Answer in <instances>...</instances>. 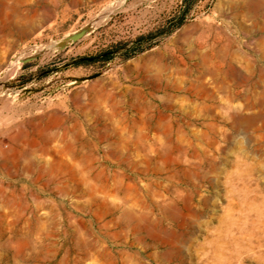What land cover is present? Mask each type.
Wrapping results in <instances>:
<instances>
[{
    "label": "rangeland",
    "instance_id": "374dc122",
    "mask_svg": "<svg viewBox=\"0 0 264 264\" xmlns=\"http://www.w3.org/2000/svg\"><path fill=\"white\" fill-rule=\"evenodd\" d=\"M0 264H264V0H0Z\"/></svg>",
    "mask_w": 264,
    "mask_h": 264
},
{
    "label": "bare ground",
    "instance_id": "6f19581e",
    "mask_svg": "<svg viewBox=\"0 0 264 264\" xmlns=\"http://www.w3.org/2000/svg\"><path fill=\"white\" fill-rule=\"evenodd\" d=\"M25 24H26V23H25ZM17 59H18V57H17ZM20 59L22 60V58H20ZM15 60H16V59H15ZM15 60H14V61H15ZM23 60H24V59H23ZM17 62H18V61H17ZM20 62H22V61H20ZM18 63H19V62H18ZM19 64H20V63H19ZM15 65H16V63H15ZM17 65H18V64H17ZM17 65H16V66H17ZM16 66H14V67L12 66V68L10 69V71H9L8 73H10V72L13 73V70H12V69L16 68ZM7 71H8V70H7ZM12 73H11V74H12ZM149 74H150V73H149ZM151 74L154 75L155 73H151ZM159 75L162 76V74H159ZM159 75L156 74V76H159ZM149 77H151V79H152V76L149 75ZM153 77H155V76H153ZM159 77H160V76H159ZM159 77H157V78L159 79ZM163 77H165V76H163ZM163 77H162V78H163ZM155 78H156V77H155ZM155 78H154V79H155ZM157 78H156V80H157ZM160 78H161V77H160ZM160 80H161V79H160ZM160 80H159V81H160ZM154 81H155V80H154ZM167 81H168V79H167ZM156 82H157V81H156ZM160 82H161V81H160ZM160 82H159V85H161ZM156 84H157V83H156ZM166 84H167V83H166ZM166 84H165V85H166ZM157 86H158V85H157ZM164 87H165V86H164Z\"/></svg>",
    "mask_w": 264,
    "mask_h": 264
},
{
    "label": "trees",
    "instance_id": "16d2710c",
    "mask_svg": "<svg viewBox=\"0 0 264 264\" xmlns=\"http://www.w3.org/2000/svg\"><path fill=\"white\" fill-rule=\"evenodd\" d=\"M103 56H104L105 60H109V59L112 58V55H111L110 52H106V53H104Z\"/></svg>",
    "mask_w": 264,
    "mask_h": 264
},
{
    "label": "water",
    "instance_id": "95a60500",
    "mask_svg": "<svg viewBox=\"0 0 264 264\" xmlns=\"http://www.w3.org/2000/svg\"><path fill=\"white\" fill-rule=\"evenodd\" d=\"M89 59H92L93 57H88ZM81 60L84 59V58H80Z\"/></svg>",
    "mask_w": 264,
    "mask_h": 264
}]
</instances>
